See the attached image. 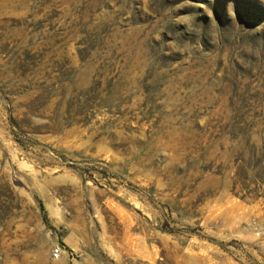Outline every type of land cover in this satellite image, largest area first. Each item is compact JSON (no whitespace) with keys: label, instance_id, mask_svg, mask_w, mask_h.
<instances>
[{"label":"rangeland","instance_id":"374dc122","mask_svg":"<svg viewBox=\"0 0 264 264\" xmlns=\"http://www.w3.org/2000/svg\"><path fill=\"white\" fill-rule=\"evenodd\" d=\"M0 264H264V0H0Z\"/></svg>","mask_w":264,"mask_h":264},{"label":"built area","instance_id":"2783aa9c","mask_svg":"<svg viewBox=\"0 0 264 264\" xmlns=\"http://www.w3.org/2000/svg\"><path fill=\"white\" fill-rule=\"evenodd\" d=\"M60 252H61V248H60L58 245H55V246L51 249V254H52L55 258L59 257Z\"/></svg>","mask_w":264,"mask_h":264}]
</instances>
